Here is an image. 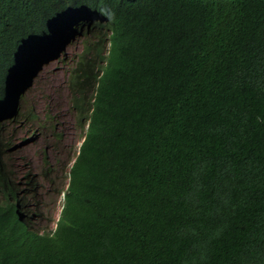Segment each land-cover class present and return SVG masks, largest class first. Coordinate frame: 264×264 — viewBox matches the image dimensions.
I'll return each instance as SVG.
<instances>
[{
  "label": "trees",
  "instance_id": "trees-1",
  "mask_svg": "<svg viewBox=\"0 0 264 264\" xmlns=\"http://www.w3.org/2000/svg\"><path fill=\"white\" fill-rule=\"evenodd\" d=\"M44 1L0 0L1 87ZM93 2L108 18L72 65L89 140L60 217L0 124V264H264V0Z\"/></svg>",
  "mask_w": 264,
  "mask_h": 264
},
{
  "label": "rangeland",
  "instance_id": "rangeland-1",
  "mask_svg": "<svg viewBox=\"0 0 264 264\" xmlns=\"http://www.w3.org/2000/svg\"><path fill=\"white\" fill-rule=\"evenodd\" d=\"M81 48L82 41L76 40L61 58L46 64L28 92L27 100L40 123L22 121L12 127L17 131L13 143L18 148L16 163L20 170L29 172L30 178L40 177L42 208L48 217L65 213L68 179L64 169L68 172L79 161L89 140V125L82 115L78 94L77 71L72 66ZM45 115L50 116L47 122L43 120ZM52 126L57 127L55 132Z\"/></svg>",
  "mask_w": 264,
  "mask_h": 264
},
{
  "label": "clouds",
  "instance_id": "clouds-1",
  "mask_svg": "<svg viewBox=\"0 0 264 264\" xmlns=\"http://www.w3.org/2000/svg\"><path fill=\"white\" fill-rule=\"evenodd\" d=\"M37 12L40 24L28 39V61L18 73L5 79L3 87L0 86V124L30 122L26 120V112L33 111V105L29 104L27 94L41 69L61 58L76 40L82 41L81 53L84 41L90 37V29L105 24L108 18L107 9L93 0H51L41 4ZM12 117L16 118L11 121Z\"/></svg>",
  "mask_w": 264,
  "mask_h": 264
}]
</instances>
